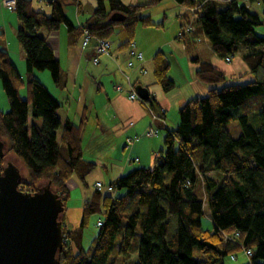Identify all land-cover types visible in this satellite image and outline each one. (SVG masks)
<instances>
[{"label":"trees","instance_id":"16d2710c","mask_svg":"<svg viewBox=\"0 0 264 264\" xmlns=\"http://www.w3.org/2000/svg\"><path fill=\"white\" fill-rule=\"evenodd\" d=\"M158 1L131 6L119 0H96L91 17L75 28L69 25L61 0L47 2L51 7L48 16L33 10L31 0H15L16 40L24 52L27 78L22 82L9 61L0 33V84L9 103L7 112L0 110V139L5 143V156L12 153L28 171L22 190L34 192L42 182H50L65 205L68 179L77 174L83 179L92 170V164L82 157L84 118L78 127L68 121L60 126L58 100L33 76L47 71L58 84L62 73L40 31L48 33L64 25L68 45L79 42L81 47L84 30L110 43L113 30L122 26L127 40L119 47L125 49L134 38L137 23L160 26L149 16H139ZM174 1L196 8L194 30L188 34L203 33L217 58L231 61L246 50L243 62L250 78L243 83L238 78L231 81L209 61L192 58L197 65L194 76L208 87L207 93L178 109L179 123L164 136V148L151 167L131 170L110 183L113 194L94 191L82 207L77 230H66L61 217L62 234L68 241L63 239L59 264H224V258L244 248L251 250L246 264H264V0H258L261 13L251 11L243 0ZM113 14L124 20H112ZM153 66L156 83L165 92L173 90L175 83L167 75L169 56L158 51ZM23 87L25 98L19 95ZM141 102L151 115L148 109L153 108V97ZM247 103L254 107L257 127L245 114L239 116L241 133L234 139L227 129L233 120L230 110ZM56 130H61L60 142ZM205 207L209 229L202 227ZM94 214L101 215L97 235L89 247L75 250L74 238L80 240ZM170 217L177 219V231L167 239ZM234 233H238L234 241L225 240V235ZM193 248L204 259H195ZM133 251L137 253L135 262Z\"/></svg>","mask_w":264,"mask_h":264},{"label":"crops","instance_id":"0c3cea01","mask_svg":"<svg viewBox=\"0 0 264 264\" xmlns=\"http://www.w3.org/2000/svg\"><path fill=\"white\" fill-rule=\"evenodd\" d=\"M1 1L0 33L3 34L9 61L24 82L27 73L24 52L16 40L18 22L14 11L2 8ZM48 1L50 0H31V7L36 12L48 16L51 11ZM243 1L251 11L256 13L263 11L258 0L252 4L248 3V0ZM61 2L69 25L75 28L81 27L97 7L96 0H61ZM119 2L134 6L145 5L150 0H119ZM190 8L192 7H183L174 0H160L140 11V17L149 16L153 24H160L156 28L143 27L139 23L135 26V46L142 53V62L133 56L129 57L128 45L125 49L119 47L127 40L122 26H117L113 30L110 38L112 48L108 55L99 58L96 65L92 64L91 45L86 49H81L79 42L76 45H68L67 28L64 25L56 31L48 33L40 31L59 62L62 73L58 84L53 83L51 75L44 71L34 72L33 76L58 100L60 108L56 111V115L60 126L68 121L78 127L82 117L84 118L80 135L82 157L85 162L92 164V170L83 179L77 174L66 182L67 199L75 191L78 193L76 200L78 204L68 205L67 200L65 201L62 216L66 230L74 231L79 228L80 221L76 219L80 215L81 220L82 207L89 202L95 191L93 185L96 182L101 181L110 185L131 170L151 167L154 157L164 148V136L179 123L178 109L187 101L195 97H203L207 93L208 87L201 84L194 76L197 65L192 62V58L209 61L231 81L238 78L243 83L250 78L248 67L243 62L246 50L240 51L229 63H226L213 53L203 33H190L183 39H177L179 30L191 21ZM153 15L157 16V22L153 21ZM160 27L164 30L161 31ZM158 51L167 54L170 67L173 61L179 70L178 76L167 74L175 83V88L170 92H165L156 83L153 75L155 68L153 58ZM174 54L178 55L177 58ZM173 71L175 72V69ZM138 85L147 89L149 96L153 97L152 111L156 115H159L160 108L165 110V122L152 119L140 100L128 98L130 89H135ZM0 86L2 88L1 84ZM117 86L121 91L115 89ZM19 95L25 98L24 87L19 89ZM2 98L3 104L0 108L6 111L9 103L7 105V98ZM30 113L31 109L28 111V125L31 122ZM151 127L158 129L159 133L151 138L145 137V131ZM55 135L60 142L61 130H56ZM129 137H137L138 140L127 147L125 141ZM210 175H214L217 179L214 173ZM98 220L95 222L98 223ZM71 222L75 223L74 228L70 227ZM75 239V250L86 248L81 240L76 237Z\"/></svg>","mask_w":264,"mask_h":264},{"label":"water","instance_id":"95a60500","mask_svg":"<svg viewBox=\"0 0 264 264\" xmlns=\"http://www.w3.org/2000/svg\"><path fill=\"white\" fill-rule=\"evenodd\" d=\"M124 20L113 14L111 19ZM140 100L148 90L135 87ZM5 143L0 139V264H59L64 202L51 183L34 192L22 191L21 174L11 161L2 164Z\"/></svg>","mask_w":264,"mask_h":264},{"label":"rangeland","instance_id":"374dc122","mask_svg":"<svg viewBox=\"0 0 264 264\" xmlns=\"http://www.w3.org/2000/svg\"><path fill=\"white\" fill-rule=\"evenodd\" d=\"M2 2L3 1H1V6H2ZM150 9H152V8H150ZM152 19L155 22L158 21V18H157V16L155 17V15H153V18ZM153 28H156V27L153 26ZM160 30L163 31L164 29L162 27H160ZM257 32L259 34H262L261 31H257ZM178 33H177V36H178ZM82 37H83V35H82ZM131 41H133L134 43L136 42L134 40V38ZM95 43H96L95 42V39L93 38L92 41L87 45L88 47L91 45L92 46L91 48H93L92 64H94V62H93L94 57L97 56V54H96V48H95V45L96 44ZM177 56L178 55H175V58H177ZM100 57L101 56H99L98 59ZM171 66L172 67H170V70H169V73L168 74L169 75L171 74L173 76H178L179 75V70H178L177 66L174 64L173 61L171 63ZM173 69H175V72L173 71ZM44 72L49 73L47 71H44ZM1 89L2 88L0 86V91H2ZM2 97H4L6 99V96L4 95V92L3 91H2V95L0 96V107H2V104H3V98ZM7 105H8V102H7ZM253 109H254V107L252 105H250V103H247L246 106L237 108V110H234V109H231L230 110L231 113H232V116H233V120L227 124V129L229 130L232 138H234V139L237 138L239 136V134L241 133L240 122H239V118H238L239 116H242V115L245 114L249 118L248 122L253 127H257V123H258L257 122V117H255V114H254ZM0 110L2 111L1 108H0ZM7 111L8 110L2 111V112H7ZM86 152H87V149H86ZM6 159L8 161H10V162L12 161L16 165V167L18 168V170L20 171V174H21V181H23V180L25 181V179H27V176H28V171H26L24 165L21 164V162L19 160H17L15 158V156H13L12 153L8 154L6 156ZM212 176L214 177V175H212ZM45 184H47L46 181L42 182V184H40L39 186H45ZM76 193H77V191H75L72 194V196L69 199H67V204L68 205H71V204L72 205H76V204H78L77 201H76L78 199V193H77V196H76ZM76 215H77V213H75V216ZM100 216L101 215H99V214H94V215L90 216L89 221H88L89 224L86 226V228L82 232V235H81L80 240H81L82 244L84 245V247H86V248L90 246L91 240L93 239V237H95L97 235L96 232H97L98 229L95 226V224H96L95 221L97 219H99ZM76 221H80V215L76 219ZM176 222H177V219L175 217H170L169 218V227H168V230L169 231H168V234L166 236L167 239H169L177 231V229H176ZM70 227L71 228H74L75 227V223H72L71 222L70 223ZM202 227L205 228V229H209L210 228L209 211H208L207 207L204 208V216L202 218ZM74 241H76L75 238H74ZM192 250H193V254L192 255H193V257L195 259H197V260L204 259L203 254H202L201 251L197 250V248H193ZM234 255H236V259L237 260L231 261V259H229V257H227V258H224L223 259V263L224 264H246L249 261V259L244 255L243 250L241 252L235 253ZM131 259H132V262H135L136 261V259H137V253H136V251H133L132 252V258Z\"/></svg>","mask_w":264,"mask_h":264},{"label":"built area","instance_id":"2783aa9c","mask_svg":"<svg viewBox=\"0 0 264 264\" xmlns=\"http://www.w3.org/2000/svg\"><path fill=\"white\" fill-rule=\"evenodd\" d=\"M2 1H3L2 2V7L3 8H6V9L14 11V9H15L14 8L15 0H2ZM190 11H191V21H190V23L188 25L184 26L183 28H181L179 30V33H178V36H177L178 40L179 39H183V36L187 35L191 30H193L194 21L197 19V11H196L195 7L190 8ZM82 38L83 39H82V42H81V48L84 49L85 47H87V45L92 41V39L94 37H91L89 35L88 31L84 30ZM94 39H95V42H96L95 48H96L97 56L94 57L93 62H94V64H97L99 62V59H98L99 56L108 55L109 50L111 48L110 47L111 44L108 41H104V40L100 41V40H97L96 38H94ZM127 51L129 53V57L133 56V57L137 58V60L139 62H142V60H143L142 53L137 50L134 42L131 41L129 43V48L127 49ZM225 62L226 63L230 62V59L226 58ZM130 64L131 63H128V65H130ZM115 89L117 91H121L119 86H117ZM130 90L131 91L127 95L128 98L131 99V100H140L139 97L137 96L136 90H134V88H131ZM140 101H144V100H140ZM148 110L151 113L152 119L165 122L164 121L165 110L160 108L159 115H156L155 112L152 111L151 109H148ZM158 133H159L158 129L151 127V128H148L145 131V137L151 138V136H157ZM136 140H138L137 137H129V138L126 139L125 145H127V147H129ZM19 189L22 190L21 186L19 187ZM93 189H95V191L101 192L103 195H107V194L110 195V194H112L114 192L113 186L111 184L110 185H106V184H103V182H101V181L96 182L93 185ZM22 191H24V190H22ZM97 222H98L97 225L100 226L101 222L100 221H97ZM237 236H238V233H234L232 235V237L225 235L224 238H225L226 241H234V237H237ZM63 238H64V242L68 241V237L65 234H63ZM243 252H244V255L247 258H249L251 256V250L250 249H245L244 248ZM229 259H231V261L237 260L236 259V255H234V254L229 256Z\"/></svg>","mask_w":264,"mask_h":264},{"label":"bare ground","instance_id":"6f19581e","mask_svg":"<svg viewBox=\"0 0 264 264\" xmlns=\"http://www.w3.org/2000/svg\"><path fill=\"white\" fill-rule=\"evenodd\" d=\"M246 5H247V4H246ZM247 6H248V5H247ZM193 30H194V25H193ZM193 30H191V31H193ZM191 31H190V32H191ZM95 38H96V37H95ZM99 38H100V37H99ZM99 38H96V39H97V40H100V41H103V40H104V41H108L107 39H103V40H102V39H99ZM128 48H129V44H128ZM128 48H127V49H128ZM21 183H22V181H21ZM39 187H40V186H39ZM27 192H31V191L28 190ZM63 239H64V238H63V236H62V242H63Z\"/></svg>","mask_w":264,"mask_h":264},{"label":"flooded vegetation","instance_id":"af4514ba","mask_svg":"<svg viewBox=\"0 0 264 264\" xmlns=\"http://www.w3.org/2000/svg\"><path fill=\"white\" fill-rule=\"evenodd\" d=\"M1 162H2V164H4V163L8 162V160L6 159V156L4 157V159H3V160H1Z\"/></svg>","mask_w":264,"mask_h":264},{"label":"clouds","instance_id":"9594fccd","mask_svg":"<svg viewBox=\"0 0 264 264\" xmlns=\"http://www.w3.org/2000/svg\"><path fill=\"white\" fill-rule=\"evenodd\" d=\"M113 194V193H112ZM108 195V194H107Z\"/></svg>","mask_w":264,"mask_h":264}]
</instances>
